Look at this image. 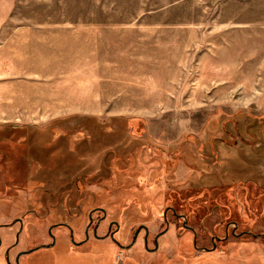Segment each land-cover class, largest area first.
<instances>
[{"label": "rangeland", "instance_id": "rangeland-1", "mask_svg": "<svg viewBox=\"0 0 264 264\" xmlns=\"http://www.w3.org/2000/svg\"><path fill=\"white\" fill-rule=\"evenodd\" d=\"M17 218L72 230L19 264H264V0H0V264Z\"/></svg>", "mask_w": 264, "mask_h": 264}, {"label": "flooded vegetation", "instance_id": "flooded-vegetation-1", "mask_svg": "<svg viewBox=\"0 0 264 264\" xmlns=\"http://www.w3.org/2000/svg\"><path fill=\"white\" fill-rule=\"evenodd\" d=\"M105 213H103V215L101 214V218H105L104 215ZM99 217V218H100ZM101 220V219H100ZM100 222V221H99ZM96 223L98 224V222L95 221V223H93L92 225V220H91V216L89 215L88 216V221H87V224L85 226V228L83 229V238L79 241H75L73 239L72 236H70V240L71 242H73L74 244H80L82 242H86L89 238V235H90V231L91 233L93 234V236L95 237H103V236H106V237H109L110 239H112L113 241L115 240L114 239V234L117 232L118 230V226H117V223L114 221V222H110V224L114 225V228H112V225L111 227H107V230H106V233L103 235V236H97L94 232H95V229H96ZM114 223V224H113ZM12 224H18V228L17 230L15 231L14 233V242L9 244L5 249H4V258H5V261L7 262V264H19V258L22 256V255H26V254H30L31 252H33L34 250H37V249H40V248H48V247H51L54 245V242H55V238L53 236V231L52 229L54 228V226H64L65 228H68L69 232H70V235H72V230L71 228L66 224V223H58V224H53V225H50L47 227V234L51 237V242L49 244L47 243H41V244H38L36 246H33V247H30V248H21V249H18L15 251V254L12 256L13 258V262L12 260L10 261V254L12 252V250L15 248V246L17 245V240H18V235L20 234V229H21V224H22V221L20 218H17L16 220L13 221ZM143 230V233L145 234L144 238H143V241H144V245L146 244V239H147V235H148V232L145 231V229H142ZM140 231V230H139ZM137 232L138 231H135L134 234L137 235ZM232 233H234V229H232L231 231ZM110 234H112V236H110ZM134 234L132 236V242L131 244L134 242V240L136 238H134ZM158 236V235H157ZM157 236L156 234L151 238V241H152V245L154 248L157 247ZM225 236H227V233L225 234ZM256 236H259V237H262L264 239V232L262 233H258ZM134 238V240H133ZM214 238L215 236H211V240L213 241V246L215 245L214 243ZM217 238V237H216ZM1 241V240H0ZM52 241L53 244H52ZM146 246V245H145ZM148 248V247H147ZM150 249V248H148ZM152 249V248H151Z\"/></svg>", "mask_w": 264, "mask_h": 264}, {"label": "water", "instance_id": "water-1", "mask_svg": "<svg viewBox=\"0 0 264 264\" xmlns=\"http://www.w3.org/2000/svg\"><path fill=\"white\" fill-rule=\"evenodd\" d=\"M143 228H144V229H145V231L147 232V229H146V227H143ZM135 235H136V234H134V238H135ZM110 236H112V234H110ZM134 238H133V240H134ZM53 242H54V241H52V244H53Z\"/></svg>", "mask_w": 264, "mask_h": 264}]
</instances>
